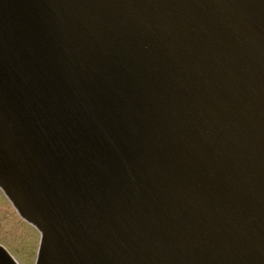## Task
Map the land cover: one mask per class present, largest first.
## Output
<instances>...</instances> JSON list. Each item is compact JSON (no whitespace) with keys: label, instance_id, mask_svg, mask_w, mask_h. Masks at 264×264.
<instances>
[{"label":"water","instance_id":"water-1","mask_svg":"<svg viewBox=\"0 0 264 264\" xmlns=\"http://www.w3.org/2000/svg\"><path fill=\"white\" fill-rule=\"evenodd\" d=\"M0 186L36 264H264V0H0Z\"/></svg>","mask_w":264,"mask_h":264},{"label":"rangeland","instance_id":"rangeland-1","mask_svg":"<svg viewBox=\"0 0 264 264\" xmlns=\"http://www.w3.org/2000/svg\"><path fill=\"white\" fill-rule=\"evenodd\" d=\"M0 243L4 244L20 264H34L39 232L24 221L0 191Z\"/></svg>","mask_w":264,"mask_h":264}]
</instances>
